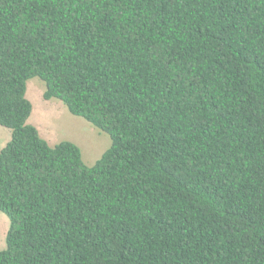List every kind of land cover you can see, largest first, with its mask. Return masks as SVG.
<instances>
[{
	"label": "trees",
	"instance_id": "1",
	"mask_svg": "<svg viewBox=\"0 0 264 264\" xmlns=\"http://www.w3.org/2000/svg\"><path fill=\"white\" fill-rule=\"evenodd\" d=\"M105 131L90 166L26 82ZM0 264H264V0H0Z\"/></svg>",
	"mask_w": 264,
	"mask_h": 264
},
{
	"label": "rangeland",
	"instance_id": "2",
	"mask_svg": "<svg viewBox=\"0 0 264 264\" xmlns=\"http://www.w3.org/2000/svg\"><path fill=\"white\" fill-rule=\"evenodd\" d=\"M44 89L45 84L40 78L27 80L26 97L32 104L28 121L36 126L40 135L51 145L61 140H70L78 145L84 163L92 165L110 145L109 135L83 117L72 114L60 99H45ZM10 135V129L0 125V149L10 139ZM8 228L9 219L0 210V249L6 246Z\"/></svg>",
	"mask_w": 264,
	"mask_h": 264
},
{
	"label": "crops",
	"instance_id": "3",
	"mask_svg": "<svg viewBox=\"0 0 264 264\" xmlns=\"http://www.w3.org/2000/svg\"><path fill=\"white\" fill-rule=\"evenodd\" d=\"M1 250V249H0Z\"/></svg>",
	"mask_w": 264,
	"mask_h": 264
}]
</instances>
